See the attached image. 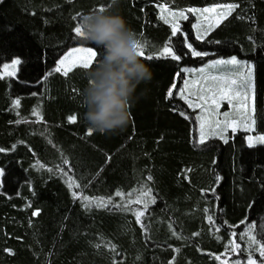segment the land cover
Segmentation results:
<instances>
[{
    "label": "trees",
    "instance_id": "1",
    "mask_svg": "<svg viewBox=\"0 0 264 264\" xmlns=\"http://www.w3.org/2000/svg\"><path fill=\"white\" fill-rule=\"evenodd\" d=\"M220 3L239 7L203 40H196L197 15L181 27L207 57L142 58L153 78L137 88V95L147 92L131 107L127 127L115 135H86L88 69L55 72L73 47L97 48L74 33L84 15L105 7L123 16L138 39L148 41L146 55L169 41L185 53L160 6L185 12ZM232 56L252 66L253 133L264 135V0H0V74L3 64L21 61L15 76L0 78V264H219L214 257H224L233 232L242 248L246 242L238 237L248 224L264 237V145L249 147L244 130H228L227 142L214 136L201 145L198 109L175 90L167 98L173 85H183L184 69ZM72 115L74 124L67 119ZM61 167L71 168L68 176ZM70 178L82 187L70 189ZM142 187L155 198L144 226L132 211L113 206L126 199L117 191ZM73 191L93 203L85 207ZM100 198L113 203L97 206Z\"/></svg>",
    "mask_w": 264,
    "mask_h": 264
},
{
    "label": "snow or ice",
    "instance_id": "2",
    "mask_svg": "<svg viewBox=\"0 0 264 264\" xmlns=\"http://www.w3.org/2000/svg\"><path fill=\"white\" fill-rule=\"evenodd\" d=\"M114 2V0H113ZM239 7L236 3H220L213 7H205L203 9L189 8L187 11L193 14L199 13L200 16L204 17V21L201 24L194 25L196 29V40H203L204 37L218 27L221 22L226 20L231 14ZM107 9L105 7H100L94 9V13H103ZM162 12L166 13L161 16V19L171 26V35L173 37L180 34L182 40L178 41V45L187 49V52L181 53L179 48H173L172 42L169 41L161 51L157 53L149 52L145 54V47L148 45L146 39H138V49L139 55L146 60L153 59H167L170 58L173 61H181L185 56L189 58H200L204 59L209 55L208 52L197 50L193 43L190 42L189 36L182 32L178 21L185 19L184 11L172 12L167 8H162ZM74 33L76 37L83 38L84 32L81 23H78L74 28ZM142 37V34H141ZM86 40V39H85ZM99 49L93 46H76L73 47L63 59L59 60L58 66L55 68V72L62 73L64 76H68L69 72L72 71L74 67H80L85 70L89 69L93 62L97 60ZM21 63L20 59H13L11 63L3 64L4 72L0 74V78L4 75L8 77H13L16 74L17 66ZM227 66H231V71H224L223 69ZM246 68V73L241 71V69ZM184 72L188 74L190 79L183 80V88L173 85L172 88L167 93V98H173V90L179 93L180 99L188 105L189 108H199L201 112L207 114V118L200 116L197 119L200 120V136L199 143L203 145L205 139L208 136H219L221 139L225 137V133L229 128L232 131H236L237 128H243L245 132H252L253 126L256 121L253 118L252 113L255 112V98H254V88L252 82V68L251 65H242L241 61L232 56L229 59H216L211 63L207 64V67H201L196 69H184ZM215 73V74H214ZM191 77H198L191 78ZM177 79H183L181 74H177ZM195 89V91H193ZM223 102H226L233 109L232 113L224 112L220 113V107ZM20 101L17 99L14 102V108H18ZM39 116V113H36ZM222 115L224 117L223 121L219 118L213 119L212 117H219ZM68 123L74 124L77 122V116L72 115L68 118ZM93 131L89 128L86 135L91 136ZM247 142L249 147H254L256 145H264V135L256 134L255 136H247ZM4 149L0 148V152ZM110 157L108 160L110 161ZM64 164H68L65 160ZM43 167V165H40ZM49 171H53L51 168ZM60 171L63 175L68 176L71 168L67 171L61 167ZM4 171L0 169V177H3ZM151 176L148 180H151ZM68 187L79 189L82 187L80 183H77L74 179H69ZM74 199L83 200L85 202V207L93 203V200L88 196L78 194L76 191L72 192ZM115 196L125 198L124 204L113 205L114 207H120L129 211L135 216V220L138 224L144 226L142 218L145 216L148 208L151 204L155 203V198L152 195L151 189L148 187H142L135 190V192H128L127 194L117 191ZM97 206L107 207L112 204L111 198L105 200L100 198L95 201ZM142 205L141 208L132 209L131 205ZM33 215H39V211H34ZM208 220L214 223L211 215L208 216ZM245 224H248L245 221ZM235 227V226H233ZM257 225L255 223L248 224L247 230L243 232L242 235L238 237L239 241H245L246 247L242 248L241 243L237 242V233H232V238L228 241V247L224 257L221 255H215L214 259L219 262V264H264V237H258L256 233ZM217 231L219 229H216ZM261 231H264L262 229ZM195 235H199L196 233ZM99 246V245H98ZM113 251L115 250V245H110ZM11 254V250H7ZM176 251H179L178 249ZM235 254H240L243 256L241 259H229V257ZM115 264V262H114ZM170 264H174L170 262Z\"/></svg>",
    "mask_w": 264,
    "mask_h": 264
},
{
    "label": "clouds",
    "instance_id": "3",
    "mask_svg": "<svg viewBox=\"0 0 264 264\" xmlns=\"http://www.w3.org/2000/svg\"><path fill=\"white\" fill-rule=\"evenodd\" d=\"M81 25L85 39L103 50L86 71L84 120L93 132L115 135L127 127L131 107L147 92L137 95V88L150 83L153 73L139 55L137 34L123 16L89 13Z\"/></svg>",
    "mask_w": 264,
    "mask_h": 264
},
{
    "label": "rangeland",
    "instance_id": "4",
    "mask_svg": "<svg viewBox=\"0 0 264 264\" xmlns=\"http://www.w3.org/2000/svg\"><path fill=\"white\" fill-rule=\"evenodd\" d=\"M162 8H167V9H169L167 6H165V5H163V6H160V10L162 9ZM170 10V9H169ZM170 11H172V12H179V11H174V10H170ZM162 12V11H161ZM163 13V15H165L166 13H164V12H162ZM185 13V19H181V20H179L178 21V23H179V26H180V28L183 26V23L184 22H186L187 20H188V18H189V16H198L199 17V20H197V22L195 23V25L196 24H201L203 21H204V17H202V16H200L199 15V13H196V14H193V13H191V12H188V11H185L184 12ZM70 51V50H69ZM67 54V53H66ZM65 54V55H66ZM61 59H63V57L61 58ZM229 59V58H228ZM241 61V64L242 65H250V64H248V63H246L245 61H242V60H240ZM211 63V62H210ZM208 64V63H207ZM207 64L206 65H204V66H202V67H207ZM199 68H201V67H199ZM199 68H190V69H196V70H198ZM251 68H252V66H251ZM17 69H18V66H17ZM17 69H16V71H17ZM224 71H231V66H227L226 68H224L223 69ZM241 71H243V72H245L246 73V71H247V69L246 68H243V69H241ZM3 72H4V69H3ZM215 74V73H214ZM191 78H196V79H198V77H191ZM252 78H253V69H252ZM186 79H190V77L188 76V74H187V76H186ZM180 88H183V85L180 87ZM193 91H195V89H193ZM178 95H179V93H178ZM196 109H198V117H200V116H204L205 118H207V114L206 113H203V112H201V110L199 109V108H196ZM229 112V113H232L233 112V109L231 108V106H229L226 102H223L222 104H221V107H220V113H224V112ZM253 114V113H252ZM213 119H216V118H219L221 121H223V119H224V117L222 116V115H220L219 117H212ZM197 130H198V141H199V136H200V120L198 119V125H197ZM228 130H232L231 128H229ZM227 130V131H228ZM237 130H243V128H237ZM250 134L249 135H252V136H255V134L253 133V131L252 132H249ZM218 136V135H217ZM210 137H214V136H208V137H206V139L205 140H207L208 138H210Z\"/></svg>",
    "mask_w": 264,
    "mask_h": 264
}]
</instances>
